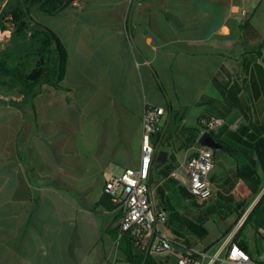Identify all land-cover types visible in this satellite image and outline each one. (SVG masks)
Returning <instances> with one entry per match:
<instances>
[{"label":"crops","instance_id":"0c3cea01","mask_svg":"<svg viewBox=\"0 0 264 264\" xmlns=\"http://www.w3.org/2000/svg\"><path fill=\"white\" fill-rule=\"evenodd\" d=\"M8 1L0 0V16ZM76 2L81 12L68 11L77 8L72 5L53 16L32 14L68 51L62 87L44 86L23 111L7 104L21 99L18 92L0 91V110L8 115L0 125V264H132L127 249L116 246L120 213L103 189L108 178L139 168L145 107L165 109L161 125L168 143L184 129L198 127L205 115L225 118L230 130L250 121L229 109L214 77L230 82L232 64L242 53L241 23L250 21L264 37L257 15L264 0ZM92 4L120 11L85 12ZM261 82L263 91L252 90L251 97L264 125V78ZM86 100L95 106L86 110L81 104ZM194 107L201 112L191 124ZM202 147L177 154L173 177L183 186L188 184L185 162ZM236 168L228 155L218 156L211 173L215 195L250 198L242 182L226 191ZM230 217L227 228L235 221ZM237 227L223 242L221 226L214 241L207 237L196 248L213 256ZM174 248L152 257L155 263L178 264L189 251ZM253 253L258 256L256 249Z\"/></svg>","mask_w":264,"mask_h":264},{"label":"trees","instance_id":"16d2710c","mask_svg":"<svg viewBox=\"0 0 264 264\" xmlns=\"http://www.w3.org/2000/svg\"><path fill=\"white\" fill-rule=\"evenodd\" d=\"M75 1L9 0L5 5L0 23L2 27L13 30V38L10 43L0 45V90L18 92L21 97L19 101L7 102L13 108L23 111L32 104L44 86L62 87L67 71L68 51L59 36L35 21L32 14L37 10L53 16L72 6ZM240 29L239 45L242 53L239 60L232 64L231 80L225 84L219 76H215L214 82L230 105L229 109L243 112L250 120L249 123L236 130L224 127L218 133L204 132L198 124V127L181 131L172 143L167 142L163 131L155 132L152 143L157 148L156 157L160 151L166 150L169 159L158 170L154 162L150 187L157 188L158 208L168 213L167 230L174 245L195 248L209 236L207 223L216 216H235L236 223L245 217L233 241L251 256L255 264H261L260 256L264 252V125H259L261 121L255 116L251 96L252 90L255 93L263 91L264 37L250 21L241 23ZM253 79L254 88L251 85ZM199 105L205 103L200 102ZM206 139L217 146L212 149L216 160L220 154H226L237 164L231 174L230 188L226 191L231 192L242 182L250 190L248 200L237 201L234 195L218 193L208 200L200 201L172 176L179 167L177 154L193 146L206 147ZM224 185H227V181ZM104 198L111 202L107 195ZM235 226L227 228L221 235L222 239ZM248 227L253 228L258 239L256 257L245 237ZM118 246L127 249V257L132 264H157L152 257L140 258L133 254L129 234L122 236Z\"/></svg>","mask_w":264,"mask_h":264},{"label":"built area","instance_id":"2783aa9c","mask_svg":"<svg viewBox=\"0 0 264 264\" xmlns=\"http://www.w3.org/2000/svg\"><path fill=\"white\" fill-rule=\"evenodd\" d=\"M74 7L80 8L75 1ZM13 30L4 28L0 23V45L10 43ZM165 109L146 106L142 119L141 158L138 169H127L119 177H110L104 185V195L119 210L116 231V246L124 234L131 238L132 251L140 258L166 255L175 252L174 240L167 230L168 214L158 208L156 187H150L152 168L157 148L152 143V135L161 132V120ZM199 126L205 132L218 133L227 125L226 119L216 115L203 116ZM216 159L211 148L202 147L185 162L188 175L187 188L200 201L208 200L216 193L211 181ZM175 172L172 176H175ZM243 223V222H242ZM240 224V227L242 225ZM234 238V237H233ZM255 264L251 256L233 239L225 245L220 244L213 256L204 250L191 248L188 254L182 255L178 264ZM264 264V259L260 260Z\"/></svg>","mask_w":264,"mask_h":264},{"label":"rangeland","instance_id":"374dc122","mask_svg":"<svg viewBox=\"0 0 264 264\" xmlns=\"http://www.w3.org/2000/svg\"><path fill=\"white\" fill-rule=\"evenodd\" d=\"M115 9H116V7H112V9H110V6L109 5H107V6H102V7H99V6H96L95 4H92V5H89V6H87L86 8H85V12H96V10L97 11H101V12H108V11H115ZM75 10H77V11H79V12H81L82 10H81V8H69L68 9V11H75ZM116 11H120V8H117L116 9ZM257 15H259V16H262V19H261V22L262 23H264V4L259 8V10L257 11ZM42 17H44L43 18V22L44 21H51V20H49V19H51V17H49V16H42ZM45 18H46V20H45ZM52 19H55V18H52ZM54 20H52V22H53ZM56 21V20H55ZM65 21V20H64ZM64 21H62V22H64ZM40 23V22H39ZM55 23V22H54ZM57 23V22H56ZM54 25V24H53ZM52 25V26H53ZM0 91H2V90H0ZM81 104H85L86 105V110H90V109H92L94 106H95V102L94 101H88V100H86V101H81ZM201 112V110H200V108L199 107H194L192 110H191V115H190V119H191V124L192 123H194V124H196V118H197V116L199 115V113ZM5 113V111L4 110H0V125L2 124V123H5L6 122V120H4V119H6L7 117H8V115H6V114H4ZM27 121H29V117H28V119H27ZM24 137V134L20 137V141H21V139ZM230 216H228V215H223V217H218V216H216V217H214V219H212V220H210L209 222H208V229H209V236H208V238H207V241L208 242H212V241H214L215 240V238H216V236H217V232H218V230L220 229V227L222 226V231L224 232V230L227 228V224H228V222L230 221ZM232 219L233 220H235L234 222H233V224H231V225H235L236 224V226H235V228L237 227V228H239V225L241 224H239V222L243 219H245V217H243L238 223H236L237 221H236V217L235 216H233L232 217ZM229 220V221H228ZM243 222V221H242ZM220 226V227H219ZM230 227V226H229ZM228 227V228H229ZM238 230V229H237ZM245 234H246V237H247V239L249 240L248 242L250 243V246H251V249H252V251H255V249H256V245H257V236H256V234H255V231L253 230V228L252 227H248V229L246 230V232H245ZM221 239H222V237H221ZM224 239H222L221 241H223ZM224 242V241H223ZM222 242V243H223ZM221 243V244H222Z\"/></svg>","mask_w":264,"mask_h":264},{"label":"water","instance_id":"95a60500","mask_svg":"<svg viewBox=\"0 0 264 264\" xmlns=\"http://www.w3.org/2000/svg\"><path fill=\"white\" fill-rule=\"evenodd\" d=\"M262 64H264V57L262 59ZM25 136H26V132L24 133V137L22 138V140L25 138ZM205 146L211 149L217 148V146H215L210 139H206ZM168 159H169V152L166 150L160 151L155 160V169L158 170L159 168L164 166L167 163Z\"/></svg>","mask_w":264,"mask_h":264}]
</instances>
